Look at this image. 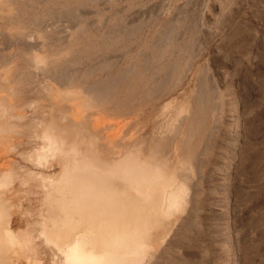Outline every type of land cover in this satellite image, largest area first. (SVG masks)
<instances>
[{
  "label": "rangeland",
  "instance_id": "1",
  "mask_svg": "<svg viewBox=\"0 0 264 264\" xmlns=\"http://www.w3.org/2000/svg\"><path fill=\"white\" fill-rule=\"evenodd\" d=\"M0 6V86L19 80L11 96L2 95L7 108L0 115L6 125L0 170L15 169L6 198L14 204L13 229L36 234L45 213L43 189L28 169L46 175L61 169L58 158L38 167L25 156L40 145L42 122L76 137L80 152L94 158L116 149L117 158L131 160L135 148L145 155L149 141L157 148L159 140V159L173 164L192 148L183 163L190 201L174 221L180 232L172 257L264 264V0H0ZM13 17L21 27H9ZM36 53L46 57L44 66L32 63ZM59 83L76 90L68 100ZM100 87L108 93L94 100L76 93ZM200 119L187 146V127ZM43 258L59 264L50 251Z\"/></svg>",
  "mask_w": 264,
  "mask_h": 264
},
{
  "label": "bare ground",
  "instance_id": "2",
  "mask_svg": "<svg viewBox=\"0 0 264 264\" xmlns=\"http://www.w3.org/2000/svg\"><path fill=\"white\" fill-rule=\"evenodd\" d=\"M13 18L7 21L10 22L9 27H21L18 20ZM31 57L36 67L46 60L44 55L37 53ZM18 81L11 80L8 87L0 86V115L7 108L2 95L11 96ZM65 84L58 85L63 90L62 96L67 99L76 90H68V85ZM45 85L43 88L51 91L52 85ZM104 88H94L91 91L79 89L76 93L87 94L94 100L107 95L108 91L106 93ZM201 102L199 100L197 103V114H200ZM168 105L170 102L163 107ZM40 123L41 133L38 134L39 137H35L40 145L28 153L24 152L25 156L38 167H44L49 161L58 158L61 169L57 175H46L36 169H28L27 176L31 174L37 177V184L43 189L42 205L45 213L40 212L42 219L36 234H33V229L12 228L14 204L6 198L12 191L15 169L10 167L0 170V264H44L42 255L46 251H50L59 264H185L183 256L178 259L172 257L176 233L180 232L173 225L190 201V187L183 163L191 158L194 153L192 148H183L186 150L182 157L173 164L159 159L162 147L159 140L157 148H154L156 141H149V148L143 150L145 155L140 148H135L137 153L131 160L127 154H120L117 158L115 154L119 151L116 149L110 151L109 156L94 158L80 152V141L76 137L67 138L54 131L51 126H42L43 123ZM2 124L5 125V122L0 123V128L3 127ZM195 124L194 129L192 124L187 127L184 140L187 146H191L190 141L200 130L204 120H195ZM11 149L15 152L16 147Z\"/></svg>",
  "mask_w": 264,
  "mask_h": 264
}]
</instances>
